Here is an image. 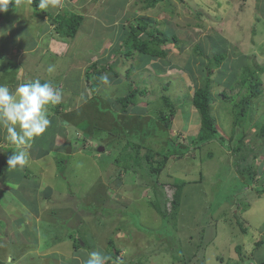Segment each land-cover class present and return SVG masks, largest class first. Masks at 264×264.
Instances as JSON below:
<instances>
[{
    "label": "rangeland",
    "instance_id": "rangeland-1",
    "mask_svg": "<svg viewBox=\"0 0 264 264\" xmlns=\"http://www.w3.org/2000/svg\"><path fill=\"white\" fill-rule=\"evenodd\" d=\"M11 1L10 25L0 24V83H7L15 90L19 83L31 79L50 80L62 90L64 104L60 113L55 112L56 106L49 109L50 120L69 118L72 136L77 138L75 128H80L85 133L92 132L96 142L109 135L115 137L122 126L121 140L105 144L114 150L113 155L119 153L120 160L125 157L131 165L136 163V153L143 155L146 151L144 147L127 149L125 143L134 135L141 139L136 132L143 131L141 127L147 121L151 127L154 125L156 112L165 105L160 97L166 94L174 100L177 109L173 126L164 127V132L158 131L157 125V134L145 143L155 151L171 152L160 176L162 183H168L164 192H172L169 183L184 180L186 184L178 219L165 221L153 205L158 200L164 201L160 196L162 190H155L152 183H157L154 175L144 170L148 169L146 164L140 166L145 167L143 170L128 169L117 165L119 156L112 157L107 154L109 151L100 158L89 157L98 151L100 143L85 148V156H74L66 149L61 165L55 162L61 170L64 167L58 172L60 186L56 187L64 196L58 197L56 189L52 188L54 193L50 188L47 190L48 205L52 207L40 222L41 241H49L53 246L64 243L61 245L65 249L56 246L55 252L40 256L32 246L34 240L17 247L14 242L23 238L5 233L9 224L17 225L27 216L22 211L25 202L37 204L35 193L31 194L37 190L29 185L27 191L32 197L29 200L19 195V191L1 192V208L12 203L21 208L17 220L0 214V263L84 264L91 251H100L112 258L110 264H260L259 258L264 259V192L258 191L264 187V137L258 134L264 124V72L258 70L264 67V0H164L154 8L145 7V0H129L127 4L126 0H108L104 8L109 14L102 8V15H96L97 0L89 5L86 2L90 0L78 3L70 0L63 8L57 6L58 10L62 12L68 6L87 15L75 38L60 37L56 24L48 17H36L31 0ZM121 8H126L125 12ZM116 13L122 14V18L112 23L114 16H118ZM105 22L109 25H104ZM133 22H139L142 27L145 24L141 23H147L146 29L164 32L169 39L165 46L168 55L153 58L140 53L124 56L118 52L119 41L127 36ZM220 35L224 37L222 43L224 40L228 43L224 48L227 58L220 66L214 60V67L209 68L208 61L213 60L216 51L212 50L213 39H221ZM197 45L203 47L204 56L197 52ZM96 61L100 65L112 63L118 76L111 71L110 83L93 93L82 73ZM245 66L257 69L262 81L261 93L251 100L243 126H236L231 111H240L242 98L249 92L245 89L247 85L243 89L238 85ZM49 67L54 71L49 73ZM208 80L215 99L212 112L225 143L217 137L198 147L192 138L197 135L201 121L192 98L194 91ZM131 82L150 89L148 98H137L136 105L141 109L147 107L150 99L148 109L152 108L148 117L136 115L140 110H134L135 106H131L133 116L122 113L118 98L128 91ZM223 91L228 98L223 96ZM66 111L71 112L63 120ZM150 115L153 118L148 119ZM126 117L132 118L125 120ZM128 122L130 131L125 132L123 126ZM241 136L245 143L243 158L233 149ZM77 143L80 145L81 141ZM171 144L174 146L170 147ZM175 146H180V150L170 149ZM14 150L15 147L8 150L9 154ZM51 158H45L44 162L53 166ZM239 166L257 169L254 181L247 177L248 182L242 183H249L245 195L240 181L246 175L238 174ZM75 238L81 243L78 249L74 247ZM259 241L263 243L257 245ZM238 245L242 248V258L236 249ZM6 254H9L8 262L3 261ZM10 256L16 260L12 262Z\"/></svg>",
    "mask_w": 264,
    "mask_h": 264
},
{
    "label": "trees",
    "instance_id": "trees-1",
    "mask_svg": "<svg viewBox=\"0 0 264 264\" xmlns=\"http://www.w3.org/2000/svg\"><path fill=\"white\" fill-rule=\"evenodd\" d=\"M73 1V0H71ZM81 2H86V0H80ZM95 1V0H94ZM99 2V8L98 10L101 11L102 8H104V5L107 4L108 0H97ZM127 1V0H126ZM161 1L164 0H145V7L147 8H154L156 7ZM70 0H67L66 3L69 4ZM126 3V2H125ZM10 6L8 5L7 11L6 12H0V24L1 25H10V22L12 20V14H9L10 12L13 13V9H11V4L12 1L10 0L9 2ZM31 4L35 7L36 11L34 12V15L38 18H45L48 17L53 24H56V31L57 34H59L60 37H68V38H74L77 33L78 30L81 26V24L83 23V20L85 18V16L83 14H79L76 11H72V9H70L68 6L65 8V10L61 13L59 10L56 11V7L55 9H53L52 7H49L45 10H42L39 8V0H31ZM120 8V7H119ZM2 18V19H1ZM4 18V20H3ZM7 19V20H6ZM5 23V24H4ZM141 24H145L144 27H142L139 22H133L132 24H130L129 26V32L127 34V36H123L122 39H120L119 42H121L120 45V50L118 52H120L121 54H123L124 56L127 54H131L132 56L134 54L140 53V54H144L146 56L149 57H153V58H164L168 55L169 51L167 50V48L165 46H167L169 39L167 37H165V33L164 32H155L153 30H151V27L146 29L147 23H141ZM8 25V26H9ZM11 27V26H10ZM142 32L143 35H142ZM126 33V32H125ZM147 37H146V36ZM222 36V35H220ZM176 37V36H175ZM97 38V37H96ZM223 36L221 37V39H213V46H212V50H216L214 55H213V60L210 59L208 61V66L209 68H211L212 66L214 67V64L212 65V63L214 62V60L216 61L215 65L220 66V64L227 58V52L226 49H224L225 47H227L228 43H222L223 40ZM119 39V38H117ZM98 41V40H97ZM227 41V40H226ZM234 47V45H233ZM197 48V52L200 54V56H204V50L203 47H201L200 45L196 46ZM223 48V49H222ZM223 50V51H222ZM257 70V69H256ZM256 70L252 67V66H245L242 70V74L243 76L238 80V85L240 84L241 88H244V85H247V87H245V89H249V92L247 94H245L242 98L243 101V106L240 109L239 112L237 111H231L232 114L235 115V125L237 126H243L244 122L243 119L247 118V113L250 111L251 108V100L255 97L258 96L261 93V85H262V81L260 79L259 73L256 72ZM111 71H113L111 73ZM261 72H264V67H259V70ZM113 74V75H117L118 73H115V67L112 63H103L102 65H100V63L93 62L91 63V65L87 68V70L85 71V76H86V82L87 85L90 89V92L95 93L102 85L100 81H99V77L103 74ZM209 79V78H208ZM236 79V78H235ZM110 81V80H109ZM41 82H44V80H41ZM149 90H145L144 88H142L140 85H136L133 82L128 84V91L120 96L118 98V102L121 104V110L122 113H129L126 114V116H131L132 112L131 111L132 108L131 106H135L134 110H140V112L136 113V115H143L145 117V115L151 113L149 110L152 108L150 107L148 109V105H150V103L152 102L150 99L147 100V107L144 108H137V98H142L144 97L145 99L148 98L149 96ZM223 96L225 98H228V94L223 91ZM148 95V96H147ZM164 100V106L161 108V110H158V112H156L155 114L157 115V118H154V125H150L149 121H147V123H144V125H142L141 129H143V131L139 130L136 133H138L141 137V139H136V135H134L133 137H131L130 140H128V143H125L126 148L128 149H132V148H139V150L144 147L145 148V153L143 155H141L140 153L134 156L136 163L134 165H131L128 163V160L125 159V157L120 160V155H118L119 153L113 155L114 150H112V153H110L109 155L114 157L119 156L118 160H116L117 165L121 164L124 167H127L128 169L130 167H139L140 169H144L145 167H140L142 165L148 166V169H144L145 171L150 172V174L154 175L153 180L157 183H152V185L154 186L155 190L157 191L158 188H160L162 191L160 193V196L164 197V201L161 199V202L158 200L157 202H154L153 205L155 207V209L157 210V212L159 214H161V216L163 217V219L165 221H168L169 219H176L178 217L179 214V208L183 199V195H184V189H185V184L186 182L184 180H178L176 182H172L169 183L170 189H171V193H165L164 189L166 190V186L168 185V183H162L160 181V176L161 173L163 172V170L166 168V164L168 162V160L171 158V152L168 150H164V151H159V150H153L150 147L148 148L146 146L145 141L151 137L154 134H157V125H159V129L158 131H166L165 128L167 129H171L173 126V119L176 116L177 113V109L175 107V102L174 100L171 101V98L169 96H167L166 94L161 95V97ZM214 97L212 95V86L209 82V80L206 82V84L204 86L198 87L193 94V98H192V105L198 110V113L200 115V121H201V125L199 128V131L197 133V135H195L192 138V141L198 146L201 147L208 144L210 141H212L214 138L218 139L220 138L222 144L225 143V139L223 138V136L219 135V131H218V127H217V118L216 116H214L213 112H212V107L214 104ZM154 102V101H153ZM174 102V103H173ZM64 104H59L56 106V110L54 108H52V110H55V112L60 113L62 111ZM183 105V104H181ZM168 108V110H166ZM233 109V108H232ZM51 110V107H50ZM166 110V111H165ZM71 111H66V113L64 114L63 120L65 119V117H68V114ZM87 115L90 116V113L88 111ZM78 113V112H77ZM73 114V113H71ZM82 114V112H80V115ZM79 116V114H78ZM133 116V115H132ZM150 115V118H153V116ZM74 117V114H73ZM85 117V116H82ZM141 117V116H140ZM143 117V118H144ZM146 117V118H147ZM173 117V118H171ZM130 118L132 117H126V119L131 120ZM67 123H70L71 119H65L64 120ZM63 121V122H64ZM84 121V120H83ZM78 121H76L77 124ZM130 122V121H129ZM126 123L125 126H123L124 131L128 132V130L130 131V123ZM149 123V127L146 126ZM124 125V123H122ZM74 125V124H73ZM122 126L118 127V131L115 134V137H111L109 138V136H107L106 138H102V140H106V144H110L111 142H116L119 139L121 140V135L119 133V130ZM129 127V128H128ZM156 127V128H155ZM93 128L98 129L96 126H94ZM92 128V130H93ZM91 130V131H92ZM133 130V129H131ZM261 132L258 134L259 137H264V124L261 127ZM90 134L93 135L92 132H88ZM144 133V134H143ZM129 134V133H128ZM165 135L168 136V133ZM101 136V135H99ZM243 136H241L240 138L237 139L236 141V145L235 147H233L234 151L237 152V156H242L243 158V153L241 155L242 150L245 147V143H244V139H242ZM113 139V141H111ZM239 141V143H237ZM124 144V143H123ZM174 144H171L170 147H173ZM176 148H170L171 150L176 149V150H180V146H175ZM107 148H109V146H107ZM113 148V146H112ZM110 149V148H109ZM250 150H252V147H250ZM254 150V149H253ZM182 151V150H181ZM127 156L130 155L126 154ZM155 156H160V158L155 159ZM181 157V156H180ZM246 158V157H245ZM244 158V159H245ZM125 159V160H124ZM243 159V160H244ZM64 159L59 160V165H61L62 161ZM2 164V161H1ZM235 164V163H234ZM64 169V167L61 170V167H58V172H62ZM126 169V168H125ZM135 169V168H134ZM142 169V170H143ZM127 170V169H126ZM238 170V174L241 175H246V177L241 180V190H244V195L247 193V191L249 190V183L248 184H242L243 182H248L246 181V178L249 177L250 180L254 181V177L257 175V169L256 167H237ZM237 177V176H236ZM162 187V188H161ZM167 191V190H166ZM158 192V191H157ZM259 192H264V187L261 191ZM165 193V194H164ZM88 205V204H87ZM89 210H92L93 208L88 207ZM95 210V209H94ZM178 219V218H177ZM244 231H246V228L242 227ZM73 235H75V233H73ZM73 235L71 234V238L73 237ZM62 237V236H61ZM75 243H74V247L75 249H78L81 247V243L80 241L75 238ZM84 241V240H83ZM109 243L113 244L112 241H109ZM263 243L262 241H259L257 243L260 244ZM237 252L240 253L241 258H242V248L240 245H238L236 247ZM119 250L116 249V252H118ZM117 255V253H115ZM242 262H245V260L241 259ZM259 262L260 264H264V259L259 258Z\"/></svg>",
    "mask_w": 264,
    "mask_h": 264
},
{
    "label": "crops",
    "instance_id": "crops-1",
    "mask_svg": "<svg viewBox=\"0 0 264 264\" xmlns=\"http://www.w3.org/2000/svg\"><path fill=\"white\" fill-rule=\"evenodd\" d=\"M128 1L129 0H127L125 4H127ZM90 3L91 0L86 2V4L88 5ZM126 8L125 9L121 8V9L124 10L125 12ZM104 9L108 11L107 14H109V10H107L106 8ZM116 14L118 16H114V18L112 19V23H117L118 18L119 20L122 18V14L120 13H116ZM104 25H109V24L105 22ZM82 74L85 76V71ZM63 123L64 122L61 120H58V122L51 120V125L46 131V133L41 137L36 138L32 142L31 148L29 149V163L26 167L22 169L19 167H17L16 169L8 168L7 159L11 155L9 154L10 152H8V150H10L12 147H15V145L7 141L5 139L6 134L2 130H0V195H2V193L6 191H13L16 194L19 191L20 192L18 193L19 195H21L25 200H29L32 197L29 194L30 191H27L28 186L32 185V189L37 190V192L31 191V194L35 193L37 204L35 206L30 205L28 204V201L25 202L24 200H22L26 204V207L22 208V211L24 213H27V216L21 219V222H18L17 225L9 224V227L6 228L5 233L7 234V236L18 235L21 236V238H23L14 242V245H17V247H20L19 244L23 242L32 243V241L34 240L32 246L35 248L36 254H39L40 256L45 255L47 253H53L56 251L54 249L56 246L59 247L61 244H64V243H60V244H55L56 246H53V243L50 244L49 241L47 242H44V240L41 241V234H40V232L42 233V228H43V225L40 224V222L41 221L43 222L42 218L43 217L45 218L47 211L51 210L50 208L52 207L51 206L49 208L48 205L49 198H48L47 190L50 188L52 193H54V190H52V188L56 189L57 191L56 187L60 186V184L57 185L58 181L60 182V179L58 178L59 177L58 167L55 162H58L61 159H65L66 157L65 150L67 149L68 146H72L71 153H73L74 156H79V155L81 156L84 155V152H87V150H84L85 149L84 147L80 146L77 143L78 139L72 136L73 132L68 131V129L66 128L68 125H63ZM57 124L60 125L57 126ZM76 137H78V134ZM103 142L106 143V140L104 139L102 140V142H100V147H102L101 144H103ZM99 152L101 151L99 150ZM96 153H91L89 157L94 159L100 158L101 154L99 153L96 154ZM47 157H52L51 161L54 167L44 162V159ZM41 160L44 163H41ZM55 194H57L58 197L64 196V193L62 192L58 193V191ZM20 208L21 207H16L12 203V205H8V207L5 209L0 207V214L2 213V215H8L9 218L17 220L16 217H18L17 216L18 212L20 213ZM1 218L2 217L0 216V220ZM65 237L67 238V235ZM35 241H37V244H35ZM44 243L45 246H43ZM70 245L72 248L73 245L71 240H70ZM66 247H67V243H66ZM51 248H53L54 250H52ZM60 248H62V250L65 249L64 246L62 245L60 246ZM44 249H46L47 251L43 252L42 250ZM10 257L12 262L16 260V258H14L13 256ZM8 258H9V254H6L3 261L8 262ZM17 260H20L19 256H17Z\"/></svg>",
    "mask_w": 264,
    "mask_h": 264
},
{
    "label": "clouds",
    "instance_id": "clouds-1",
    "mask_svg": "<svg viewBox=\"0 0 264 264\" xmlns=\"http://www.w3.org/2000/svg\"><path fill=\"white\" fill-rule=\"evenodd\" d=\"M66 1L67 0H39V8L45 10L52 6L56 7L57 11L64 7ZM92 1L93 0H91V2ZM9 2L10 0H0V12L7 11ZM78 2L81 1L76 0V3ZM57 6L60 8H57ZM72 11L75 10L72 9ZM76 12L83 14L79 12V9H76ZM100 14V11L97 10L96 15ZM83 15L87 17L86 13ZM82 25L83 23L81 26ZM47 71L51 73L54 71V68L49 67ZM98 79L104 85L110 83L107 74L101 75ZM62 101V90L55 87L50 80L41 82L40 78L31 79L19 83L15 87V90H12L7 83H0V130L6 134L5 139L15 145V150L7 159L8 168L16 169L19 167L22 169L28 165L29 149L31 148L32 142L36 138L44 135L51 125V120L49 118L51 115L49 110L50 107L57 106L61 104ZM67 125L66 128L68 131L74 132L71 130L69 123H67ZM75 131H78V137L76 139L81 141L80 146L84 148H90V146L96 147V144L100 143L95 141V135L85 133L81 131L80 128H75ZM104 144L103 142L102 147L105 146L104 150L99 152V146L96 152L99 154H103L107 151H109L107 154L112 153L113 149L107 148V145ZM111 260L112 258L110 256L100 251H91L87 260L84 261V264H110ZM120 264H122V262H120Z\"/></svg>",
    "mask_w": 264,
    "mask_h": 264
},
{
    "label": "water",
    "instance_id": "water-1",
    "mask_svg": "<svg viewBox=\"0 0 264 264\" xmlns=\"http://www.w3.org/2000/svg\"><path fill=\"white\" fill-rule=\"evenodd\" d=\"M71 150H72V148H71L70 146H68V147H67V152H68V153H71ZM99 150H100V151H103V150H104V147H100Z\"/></svg>",
    "mask_w": 264,
    "mask_h": 264
}]
</instances>
